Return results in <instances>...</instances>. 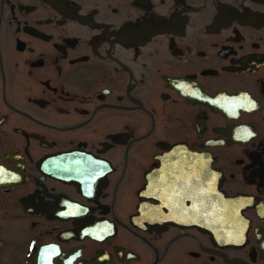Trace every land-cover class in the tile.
Segmentation results:
<instances>
[{"label":"flooded vegetation","instance_id":"1","mask_svg":"<svg viewBox=\"0 0 264 264\" xmlns=\"http://www.w3.org/2000/svg\"><path fill=\"white\" fill-rule=\"evenodd\" d=\"M0 170V264H264V0H0Z\"/></svg>","mask_w":264,"mask_h":264},{"label":"water","instance_id":"2","mask_svg":"<svg viewBox=\"0 0 264 264\" xmlns=\"http://www.w3.org/2000/svg\"><path fill=\"white\" fill-rule=\"evenodd\" d=\"M225 203H226V206H227L228 204L231 203V201H229V200L226 199L225 200ZM226 210H227V207H226ZM226 210H225L224 215L223 216H220L219 221L221 222V224H224L225 227H226L225 228V231H224L225 239H230L232 237V235H233V232L230 231L227 228L228 227L227 225H232L234 223L235 218H234L233 215L227 214V211ZM210 220H211V217H210Z\"/></svg>","mask_w":264,"mask_h":264},{"label":"snow or ice","instance_id":"3","mask_svg":"<svg viewBox=\"0 0 264 264\" xmlns=\"http://www.w3.org/2000/svg\"><path fill=\"white\" fill-rule=\"evenodd\" d=\"M0 171H2V170H0Z\"/></svg>","mask_w":264,"mask_h":264}]
</instances>
